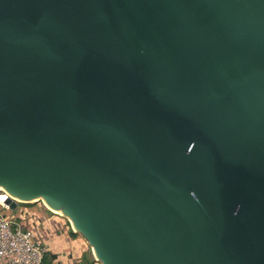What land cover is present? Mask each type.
Masks as SVG:
<instances>
[{"label": "water", "instance_id": "1", "mask_svg": "<svg viewBox=\"0 0 264 264\" xmlns=\"http://www.w3.org/2000/svg\"><path fill=\"white\" fill-rule=\"evenodd\" d=\"M0 187L101 264H264V0H0Z\"/></svg>", "mask_w": 264, "mask_h": 264}, {"label": "rangeland", "instance_id": "2", "mask_svg": "<svg viewBox=\"0 0 264 264\" xmlns=\"http://www.w3.org/2000/svg\"><path fill=\"white\" fill-rule=\"evenodd\" d=\"M3 190H0L2 192ZM4 212L6 216L9 219L12 218H23V215L26 214L27 216L30 217V223H26L28 217L26 216L25 218V223L22 221L23 225L25 227L28 226L29 229H31L35 234L38 231V238L41 240L43 239L50 247L52 252H55V254L62 256L63 254H66V252L71 253L73 252L74 248H71L69 251L68 250V244L63 241V236L64 234L67 233L69 237H74L70 231L64 230L62 231L64 227V222L70 229H73L71 223L69 220L62 214V213H56L51 211V208L46 207L43 200L38 199V200H33V202H28V203H20L18 204L17 208L14 210L10 209H4ZM29 214V215H28ZM63 219L64 222H61V219ZM54 221L55 223H50V221ZM75 231V230H74ZM78 233V232H77ZM56 235V234H61L60 237V246H57L56 243L53 241L51 238V235ZM46 235H49V237H46ZM78 236L82 237L80 233H78ZM77 237V236H76ZM83 238V237H82ZM52 239V240H51ZM62 239V242H61ZM84 239V238H83ZM74 240V238H73ZM85 240V239H84ZM86 241V240H85ZM44 242V243H45ZM74 256V254H73ZM53 256V253L46 254V261L48 264H58ZM78 259H81L82 263L84 262L87 263V254L82 253L80 256L77 257ZM69 264H79V261L74 256V259H72Z\"/></svg>", "mask_w": 264, "mask_h": 264}, {"label": "built area", "instance_id": "3", "mask_svg": "<svg viewBox=\"0 0 264 264\" xmlns=\"http://www.w3.org/2000/svg\"><path fill=\"white\" fill-rule=\"evenodd\" d=\"M4 209L10 208L0 201V264H48L47 245L37 240L22 221L9 219Z\"/></svg>", "mask_w": 264, "mask_h": 264}, {"label": "crops", "instance_id": "4", "mask_svg": "<svg viewBox=\"0 0 264 264\" xmlns=\"http://www.w3.org/2000/svg\"><path fill=\"white\" fill-rule=\"evenodd\" d=\"M26 216L27 215L24 214L23 218H20V219L16 218V219H17V221H24V223H25ZM27 217H28V219L26 218L27 219L26 223L28 222V224H29L30 223V220H29L30 217L29 216H27ZM61 222H64L63 219H61ZM50 223H55V222L52 220V221H50ZM62 229H63L62 231L68 229L70 231V233H72V235L74 236L73 237L74 240H73V238L69 237L67 235V233L64 234L65 236H63V241H65L68 244V250L67 251H69L71 248H74V250L71 253L66 252V254H63L62 256H59V255L55 254L56 251L52 252L53 249H51V247L43 239L40 240L38 238V236H36V235L39 234L38 231H37L36 234L34 232L33 233H34V236L36 237L37 240H39V241H41L43 243L45 242V244L47 245V249H48L47 250V254L53 253V255L55 257L54 259H55V261L58 264H69V262L72 259H74V256L77 259V261H79V264H83L81 259L77 258L82 253L87 254V263L84 262V264H101L95 258L94 254H93V252L91 250V247L88 245V243L82 237L78 236V233L76 231H74V229H70V227H68L65 222H64V227ZM60 235L59 234H56L55 236L53 234L51 235V238L53 239V241L56 243L57 246H60V241H59L60 240V237H59ZM46 237H49V235H46ZM61 242H62V239H61ZM73 254H74V256H73Z\"/></svg>", "mask_w": 264, "mask_h": 264}, {"label": "bare ground", "instance_id": "5", "mask_svg": "<svg viewBox=\"0 0 264 264\" xmlns=\"http://www.w3.org/2000/svg\"><path fill=\"white\" fill-rule=\"evenodd\" d=\"M0 190H3V188L2 187H0ZM42 200V199H41ZM44 202V204H45V206L46 207H50L45 201H43ZM4 203V202H3ZM5 204V203H4ZM51 208V211H53V212H56L52 207H50ZM56 213H58V212H56ZM59 214V213H58Z\"/></svg>", "mask_w": 264, "mask_h": 264}, {"label": "trees", "instance_id": "6", "mask_svg": "<svg viewBox=\"0 0 264 264\" xmlns=\"http://www.w3.org/2000/svg\"><path fill=\"white\" fill-rule=\"evenodd\" d=\"M54 256V255H53Z\"/></svg>", "mask_w": 264, "mask_h": 264}]
</instances>
